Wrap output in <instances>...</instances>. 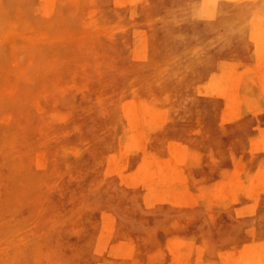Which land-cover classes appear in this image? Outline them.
Returning <instances> with one entry per match:
<instances>
[{
  "label": "rangeland",
  "instance_id": "1",
  "mask_svg": "<svg viewBox=\"0 0 264 264\" xmlns=\"http://www.w3.org/2000/svg\"><path fill=\"white\" fill-rule=\"evenodd\" d=\"M158 3L0 0V264H264V47L202 5L183 54Z\"/></svg>",
  "mask_w": 264,
  "mask_h": 264
},
{
  "label": "bare ground",
  "instance_id": "2",
  "mask_svg": "<svg viewBox=\"0 0 264 264\" xmlns=\"http://www.w3.org/2000/svg\"><path fill=\"white\" fill-rule=\"evenodd\" d=\"M202 5H204V7H206L205 5L209 6V11L214 13V15L220 16L221 14V22L225 21V26H227V17H232L236 11L234 5L227 3V0H169V4L165 5V7L160 10L159 14L157 13V17L160 19L159 29L161 38L170 39L171 42L175 43L176 50H179L183 54L197 50L200 47V35L205 30V25L200 21L198 15L193 12V10ZM253 15L255 17V14ZM260 15L261 14H259V16ZM258 19H261V21L259 22L256 20L258 23L250 26L252 29L250 28L251 30L247 32V37L245 39L247 46H251L252 48L264 47V14ZM249 21L251 22V20ZM251 24L253 23L251 22ZM260 44L262 46H260ZM255 51L258 50L256 49ZM258 52H256V54H259ZM220 76L218 79L216 78L219 84L221 83V80H219ZM214 79L211 81L214 82ZM208 89L212 91L211 88Z\"/></svg>",
  "mask_w": 264,
  "mask_h": 264
},
{
  "label": "crops",
  "instance_id": "3",
  "mask_svg": "<svg viewBox=\"0 0 264 264\" xmlns=\"http://www.w3.org/2000/svg\"><path fill=\"white\" fill-rule=\"evenodd\" d=\"M161 1L162 0H158V2H159L158 5L161 4ZM227 3L233 4L235 9H236V11H235V13L233 14L232 17H230V18L227 17V26H225V21L221 22V17L219 15L215 14L216 15L215 16V20H214V23L212 25V32L215 33V35H214L215 39L216 38L218 39V38L221 37V35H220L221 28L224 29V33H223L224 37L225 36L227 37V27L229 26L231 34H228V36H234L235 38L240 39L239 53L241 55H250L251 53L258 52L260 50V47L252 48L251 46H247V43L245 42V39L247 37V32L252 29L250 27L251 25L247 26L242 33H240L239 29H236V28L232 29L231 28V25H232L233 20L235 18V14L238 13V11H239L238 0H227ZM258 10H259V13L262 16L264 14V4L259 5V9ZM194 11H195V9L193 10V12ZM200 21H201V19H200ZM203 32L201 33L200 38H203L202 37V35L204 34ZM160 36H161V34H160ZM205 46L206 45L203 43V44H200L199 48L205 47ZM204 49H209V47L204 48ZM256 49L258 51H255ZM223 57H224V60L226 61L227 60V53L226 52L224 53ZM240 58L242 59L243 57L240 56ZM195 63L197 65V68L204 72L203 73V78L205 79V81L209 82L212 79V75L211 74L213 73V70L216 68V63H219V60L217 59V54L215 52H208L207 56L199 57L198 60L195 61ZM260 215L261 216H260V219H259V243H263V245H264V196L262 197L261 203H260Z\"/></svg>",
  "mask_w": 264,
  "mask_h": 264
}]
</instances>
